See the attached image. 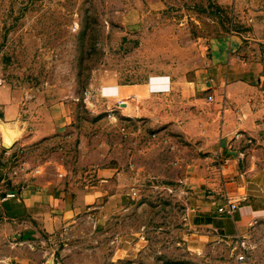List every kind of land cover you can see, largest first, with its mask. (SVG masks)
Returning <instances> with one entry per match:
<instances>
[{
	"label": "rangeland",
	"instance_id": "1",
	"mask_svg": "<svg viewBox=\"0 0 264 264\" xmlns=\"http://www.w3.org/2000/svg\"><path fill=\"white\" fill-rule=\"evenodd\" d=\"M234 35L264 83V0H0L2 177L94 197L50 240L60 264H264V219L230 239L197 212Z\"/></svg>",
	"mask_w": 264,
	"mask_h": 264
},
{
	"label": "crops",
	"instance_id": "2",
	"mask_svg": "<svg viewBox=\"0 0 264 264\" xmlns=\"http://www.w3.org/2000/svg\"><path fill=\"white\" fill-rule=\"evenodd\" d=\"M243 44L235 35L213 43L216 73L212 87L221 95L213 104L221 117L213 158L223 164H214L210 171L200 170L197 181L198 186L211 190L208 198L213 200L197 210L199 218L230 239L242 237L252 224L264 219V83L258 64L242 57ZM34 138L23 140L27 144ZM2 172L0 168V191L15 197L1 205L0 264L61 263L49 242L55 240L53 235L70 227L80 200L90 196L82 198L74 191H65L58 180L39 177L4 183ZM218 196L223 198V203L217 204L221 207L228 200L237 202L231 217L216 215L220 207L214 208V200Z\"/></svg>",
	"mask_w": 264,
	"mask_h": 264
},
{
	"label": "built area",
	"instance_id": "3",
	"mask_svg": "<svg viewBox=\"0 0 264 264\" xmlns=\"http://www.w3.org/2000/svg\"><path fill=\"white\" fill-rule=\"evenodd\" d=\"M209 99L212 100V97H209ZM21 168L22 167H17V166L12 167L10 169V172L8 173L9 177L7 179L2 177L3 182L6 183L8 180L12 181V179H14V177H17L19 172H21L23 170ZM31 174L38 175V174H40V171L37 169V170L31 172ZM14 197H15L14 193H3L0 191V212H1V205H2L3 201L6 199L14 198ZM237 207H238V204L236 201L228 200L227 203L223 207L218 208L217 211L220 214L231 217L235 213ZM242 259H243V257L241 256L239 258V260H242ZM56 264H60V263H56Z\"/></svg>",
	"mask_w": 264,
	"mask_h": 264
},
{
	"label": "bare ground",
	"instance_id": "4",
	"mask_svg": "<svg viewBox=\"0 0 264 264\" xmlns=\"http://www.w3.org/2000/svg\"><path fill=\"white\" fill-rule=\"evenodd\" d=\"M6 147V146H5Z\"/></svg>",
	"mask_w": 264,
	"mask_h": 264
}]
</instances>
